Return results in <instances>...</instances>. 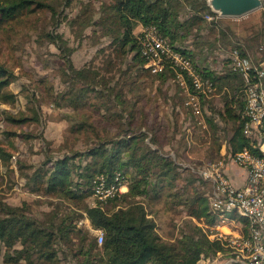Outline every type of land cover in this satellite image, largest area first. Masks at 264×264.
Masks as SVG:
<instances>
[{
    "label": "trees",
    "instance_id": "1",
    "mask_svg": "<svg viewBox=\"0 0 264 264\" xmlns=\"http://www.w3.org/2000/svg\"><path fill=\"white\" fill-rule=\"evenodd\" d=\"M75 1L0 0V13L2 20L11 21L20 19L18 15L26 8L32 10L35 6L41 11H51L54 26L45 33V37L59 50L62 62L56 68L58 79L64 85L63 89L57 90L54 86L51 105L57 108L71 106L77 111L91 105L102 115L110 112L108 120L117 129L105 134H100L94 120L90 121L87 116L75 122L76 118L71 119L75 133L94 130L93 136H87L92 143L87 142L85 149L79 151L49 156L28 174L26 183L32 191L64 201H85L82 208L75 207L87 212L93 227L104 229V241L99 243L94 237L88 243L82 242L85 237L78 228L74 207L60 215L57 223L51 219L41 221L20 207L0 200V244L6 247L0 264H56L60 260V252L67 253L63 258L68 259V264L73 257L72 261L77 262L79 257L82 258L79 264H198L202 255L213 257L218 252L228 251L221 240L210 238L202 225L214 222L217 216L211 209L209 192L202 187L200 173L198 175L182 160L179 147L187 146V131L170 128V122L156 110L147 111L139 105V91L125 71L121 79L114 82L115 72L111 76L102 75V68L76 67L74 64L72 54L76 47L55 27L61 15H65L66 7ZM79 4L81 7L76 14L68 19L74 36L83 43L90 36L88 28L100 31V36L108 41L105 48H111L112 54L115 53L110 55L113 60H107V73H112L117 67L114 59L128 60L129 54L132 57L129 68L136 66L150 72L146 66L147 59L140 50L141 31L135 32L138 27L155 25L174 47L179 48L190 36L200 33L208 25L205 13L213 12L207 0H114L112 4L103 3L98 11L92 0H79ZM215 20L211 23L214 24ZM261 33L264 34V25ZM92 34H96V30H92ZM241 43L235 46L239 48ZM240 48V53L248 56L247 49L243 45ZM183 51L192 59L193 52ZM117 70L121 71V67L118 66ZM153 75L161 82L174 76L177 79V72L170 67ZM203 75L217 83L218 78L210 71L203 70ZM14 76V70L0 62V120L9 124L31 119L2 108L3 103L12 104L17 100V94L10 90ZM241 83L240 96L228 100L224 111L218 112L223 122L236 123L228 138L219 139L217 131L220 124L211 116L206 117L217 144L213 149L212 145L209 146L212 151L209 158L213 161L223 157L221 147L224 142L227 157L251 146V140L243 131L246 85L243 80ZM89 95L96 100L93 104H88ZM40 109V106L34 108L32 117L35 120L41 121ZM13 155L0 140V159L8 165ZM118 172L124 176L128 189L110 198L111 207L107 206L109 201L92 202L96 176L102 174L107 180H113ZM158 201H163L182 215L179 235L174 240L165 239L159 233L154 210L148 207L151 202ZM74 233L79 241L75 240ZM65 240L74 243L76 249L63 246ZM229 258L224 264H247L235 253Z\"/></svg>",
    "mask_w": 264,
    "mask_h": 264
},
{
    "label": "rangeland",
    "instance_id": "2",
    "mask_svg": "<svg viewBox=\"0 0 264 264\" xmlns=\"http://www.w3.org/2000/svg\"><path fill=\"white\" fill-rule=\"evenodd\" d=\"M92 2L98 11L103 3L112 4L114 0H92ZM80 7L79 0H76L72 6L66 7L65 15H61V20L55 27L57 32L63 33L70 39V44L76 47L72 54L76 67L85 65L88 68L99 67L102 68L101 74L108 76L115 72L114 82L120 80L125 71L130 81H134L135 89L139 91V105L147 111L156 110L170 122V128L176 127L187 131L189 140L187 149L178 142L177 145L182 146L179 147L182 160L198 173L201 168L213 161L209 158L212 154L209 146L212 145L213 149L217 145L214 143L215 136L207 125L206 117L211 116L220 124L217 131L219 139L228 138L236 124L221 120L218 112L224 111V104L218 103V98L215 96L202 99V114L196 115L186 105V91L175 76L161 82L153 75L154 73L136 66L129 68L132 58L130 54L128 60L114 59L117 67H114L112 73H107L105 69L107 60L112 59L110 55L114 51L111 48H105L108 41L100 36V31L94 27L88 28L87 32L90 36L85 38L83 43H79L74 36L68 19H71ZM66 14L68 17L65 18ZM1 15L0 13V62L6 63L14 70L15 76L10 84V90L17 94V100L14 103H3L2 108L17 116H26L31 119L19 124H9L3 119L0 120V140L14 154L8 165L0 159V200L8 205L20 207L41 221L51 219L57 223L60 221V215L74 207L77 211L76 222H78L85 210L77 208H82L85 201L74 203L32 191L26 184L27 176L34 171L35 167L41 166L49 156H62L66 152L79 151L85 149L87 142L92 143L87 136H93L94 130L88 133L84 131L75 133L71 128L73 123L71 119L76 118L74 122L86 116L90 121L93 119L100 134L117 128L112 127L108 120L109 111L102 115L100 110L96 111L94 107L88 105L96 101L90 97L92 95L88 96V106H84V109L80 107L79 111L71 106L57 108L51 105L52 94H55L54 86L56 90L63 89L64 86L58 79L59 73L56 68L62 62L58 56L59 50L45 37V33L54 26V15L51 11H41L34 6L32 10L23 9L18 15L20 19L11 21L2 20ZM218 17L221 19H216L214 24L211 23L214 20L209 21L205 17L208 25L200 33L190 36L185 44L180 45V48L193 52L191 57L198 67L210 71L214 76L222 70H225L226 76L232 75L226 67L231 60H229L228 52L237 48L235 45L238 39H240L239 43L242 42L240 47L243 45L247 49L248 56L255 63L258 64V61L254 58L264 59V34L261 33L264 25V5L243 16ZM92 30H96V34H92ZM141 30L142 27L141 29L138 27L135 32L139 33ZM240 47L237 49H241ZM118 66L121 67V71L117 70ZM38 106L41 107V121L32 117L35 115L34 108ZM201 179L202 187L208 191L211 182L203 179L202 176ZM108 201L107 206L111 207L112 202L110 199ZM148 207L154 210L153 216L159 233L165 239H176L179 235V222L182 215L166 206L163 201L151 202ZM77 225L85 237V241L82 242L88 243L96 237L95 231L86 227V224L77 223ZM76 235V233L73 234L75 240L79 241ZM65 241L62 242L63 246L70 247L72 250L76 249L74 243ZM5 252L6 247L0 244V261L3 260ZM228 252L229 254L222 256L229 257L231 254H236L230 248ZM66 254L60 252V260L56 264H68V259L63 258ZM73 259L74 257L70 259V264H79L82 258L79 257L78 262L72 261Z\"/></svg>",
    "mask_w": 264,
    "mask_h": 264
},
{
    "label": "built area",
    "instance_id": "3",
    "mask_svg": "<svg viewBox=\"0 0 264 264\" xmlns=\"http://www.w3.org/2000/svg\"><path fill=\"white\" fill-rule=\"evenodd\" d=\"M218 16L211 12L205 14L209 21L217 19ZM139 44L150 72L158 74L167 67L175 70L178 82L186 91V105L196 115L202 114V99L214 94L215 82L205 77L203 69L196 66L183 48L174 47L155 25L142 28ZM229 68L241 74L246 85L243 131L251 140V146H245L232 157L246 168L248 178L244 186H237L225 174L222 160L211 161L200 169L203 179L209 180L213 186L209 200L211 209L217 216L214 222L202 225L210 238L221 240L245 263L264 264V67L255 63L249 56L242 55L236 48L232 51ZM126 186L121 172H118L113 180H107L100 174L94 179L92 196L97 201L107 202L110 198L121 195L127 189ZM233 212L249 220L247 235H228L220 229V225L225 223ZM78 224H86V227L95 231L99 243L104 241V229L93 227L87 212L79 218ZM222 253L218 252L213 257L202 255L198 264L216 263Z\"/></svg>",
    "mask_w": 264,
    "mask_h": 264
},
{
    "label": "crops",
    "instance_id": "4",
    "mask_svg": "<svg viewBox=\"0 0 264 264\" xmlns=\"http://www.w3.org/2000/svg\"><path fill=\"white\" fill-rule=\"evenodd\" d=\"M139 28L141 29V27H139ZM239 41H240V39H238L236 42L239 44ZM228 53H229L228 55H229V60H230L232 57V50ZM198 58H199V56H198ZM254 59H256V61H258V64H261L264 67V59H262V58L261 59L254 58ZM196 61H198V59H196ZM226 67H228V71H230L229 73L234 75V76H232V75L226 76L224 74L225 70H222L219 73H217L218 75H216V76L218 78L217 79L218 81L216 83V90H215L214 94L211 96V97L215 96L216 98H218L217 102L223 103L224 106H225L226 102L228 100H230L231 98H233V97L238 98L240 96V92L242 90V83L241 82H242V80H243V82H245L241 74L232 72L230 70L228 63L226 65ZM224 75H225V77H224ZM218 89H219V91H218ZM217 91H218V93L216 94ZM222 96H224V97H222ZM204 99H207V98H204ZM233 106L235 107V104ZM226 153H227V145H226V143H223V145L221 147V154L223 157L219 160L223 161V169H224L225 174L237 186H244L246 181H247V178H248L246 168L244 166H242L241 164H239L238 162H236L233 159V157H227ZM126 187L128 189V186H126ZM127 189H125V191ZM208 192H209V194H211L213 192L212 184L210 186V189H208ZM92 199H93L92 202L96 203V200L94 199L93 196H92ZM236 213L237 212L231 213L230 218L225 223H222L220 225V229L222 230V232H224L225 234H228V235H231V234L247 235L249 233V220L242 217L240 214H238V213L236 214ZM240 217H242L244 219H241ZM223 254H229V252L228 251L223 252L219 256L218 262L213 263V264H224L228 260H230L229 257H223L222 256Z\"/></svg>",
    "mask_w": 264,
    "mask_h": 264
},
{
    "label": "water",
    "instance_id": "5",
    "mask_svg": "<svg viewBox=\"0 0 264 264\" xmlns=\"http://www.w3.org/2000/svg\"><path fill=\"white\" fill-rule=\"evenodd\" d=\"M220 17L243 16L264 5L263 0H207Z\"/></svg>",
    "mask_w": 264,
    "mask_h": 264
}]
</instances>
